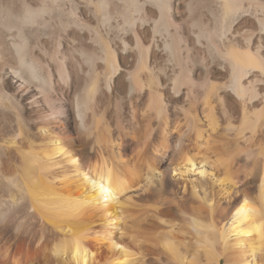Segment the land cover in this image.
Listing matches in <instances>:
<instances>
[{
    "label": "bare ground",
    "instance_id": "obj_1",
    "mask_svg": "<svg viewBox=\"0 0 264 264\" xmlns=\"http://www.w3.org/2000/svg\"><path fill=\"white\" fill-rule=\"evenodd\" d=\"M202 3L0 0V264H264V3Z\"/></svg>",
    "mask_w": 264,
    "mask_h": 264
},
{
    "label": "rangeland",
    "instance_id": "obj_2",
    "mask_svg": "<svg viewBox=\"0 0 264 264\" xmlns=\"http://www.w3.org/2000/svg\"><path fill=\"white\" fill-rule=\"evenodd\" d=\"M202 1L203 0H183V2H184V6L182 7V9H181V15L177 18V20H178V22L179 23H181V24H184V23H186V22H188L189 21V17H190V10H189V8H188V6H191V7H196V9L198 10H196V12L195 13H197L196 15H198L199 14V12H201V11H203L204 13H206V14H211V11L210 10H208V8H203V3H202ZM254 1V2H253ZM260 0H244V4H246V5H244L245 6V8H247L248 7V3H249V5H250V7H253V4L255 3V2H257V3H264V0H261L260 2H259ZM4 3V2H3ZM189 3H190V5H189ZM252 5V6H251ZM199 7V8H198ZM195 15V16H196ZM244 21H245V18H241L240 20H238L237 22H236V25H235V27L234 28H241V27H243L244 26ZM137 26H139V23H137V25H136V27ZM62 41V40H61ZM56 47H57V43L55 42L54 43V45L53 46H51L50 48H51V50H55L56 49ZM65 48L62 46V50L60 49V51H62V52H65L66 53V55H70V52L67 50V49H65ZM199 55H201V52L199 53ZM217 113H218V110H217ZM218 115H220L219 113H218ZM200 119H202V121L205 123V121L203 120V116L202 115H200ZM232 125H233V127H237L238 125H239V122H240V117L238 116V115H236L235 116V118L234 119H232ZM14 123L12 122L11 124H10V126H12ZM219 124H220V126H221V129H220V126H219V128L218 129H220V131H219V133H218V135H219V137H220V139H223V138H228L229 137V139H232V137H233V132H231V131H226V132H224L223 130H222V128H223V126L224 127H226L227 126V124H225V121H223V119H222V121L220 120V122H219ZM223 132V133H222ZM228 134V135H227ZM1 141V140H0ZM239 143L240 144H242V142L241 141H239ZM255 148L254 149H257V148H259V145H256V146H254ZM242 158H241V157ZM243 155H241L240 153H238L237 155H235L234 156V160H239V161H241V163L243 164ZM215 172V171H218V169L217 168H208V167H206V170L204 171L205 172V175H204V178L206 179V180H208V179H210V172ZM176 174V173H175ZM196 174H198V172L196 171V173H194V174H190V179L191 180H196V178H198V175H196ZM253 174H255V176H257L256 174L257 173H253ZM252 174V175H253ZM200 182H203V181H200ZM255 187V186H254ZM254 187H252V188H250V190L251 191H255V188ZM0 236H2L3 238H4V242L5 243H7L8 244V242H10V241H12V239H13V233L12 232H7L6 234L5 233H3L2 232V225L0 224Z\"/></svg>",
    "mask_w": 264,
    "mask_h": 264
}]
</instances>
